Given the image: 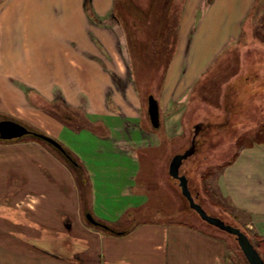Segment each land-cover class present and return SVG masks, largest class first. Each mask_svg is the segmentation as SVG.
<instances>
[{
    "label": "crops",
    "instance_id": "1",
    "mask_svg": "<svg viewBox=\"0 0 264 264\" xmlns=\"http://www.w3.org/2000/svg\"><path fill=\"white\" fill-rule=\"evenodd\" d=\"M132 1L148 16L149 37L162 36L176 16L174 48L154 93L158 129L148 98L144 104L127 77L123 36L136 18L124 16L120 0H0V120L19 121L64 148L33 134L0 139V231H13L9 245L0 241V261L234 264L216 233L142 219L148 197L139 187L140 151L182 130L176 122L193 87L239 41L258 0ZM220 187L249 216L245 226H264V141L240 149Z\"/></svg>",
    "mask_w": 264,
    "mask_h": 264
},
{
    "label": "rangeland",
    "instance_id": "2",
    "mask_svg": "<svg viewBox=\"0 0 264 264\" xmlns=\"http://www.w3.org/2000/svg\"><path fill=\"white\" fill-rule=\"evenodd\" d=\"M120 4L125 17L129 12L136 18L131 17L126 23L128 38L123 36L128 43L124 47L129 66L127 77L134 82L146 104L150 93H160L176 40V16L168 20L162 36L149 37L144 31L145 27L150 30L148 16L138 13L132 0H120ZM159 25L164 27L163 22ZM184 105L186 110H182L176 122L178 131L182 130L175 137L163 135L159 146L140 151L139 187L148 197L142 219L161 217L216 233L225 238L228 256L234 264H249L234 235L207 223L190 207L179 181L169 173V164L175 154L190 147L198 126L195 152L183 161L180 173L186 174L193 195L208 213L239 226L264 254V226H245L249 216L234 208L220 187L224 168L237 157L240 149L264 141V0L256 2L239 41L199 79ZM153 142H157L156 136ZM12 233L0 231V241L5 246L13 238ZM21 239L24 245L31 246L29 239ZM0 264L7 262L0 261Z\"/></svg>",
    "mask_w": 264,
    "mask_h": 264
},
{
    "label": "water",
    "instance_id": "3",
    "mask_svg": "<svg viewBox=\"0 0 264 264\" xmlns=\"http://www.w3.org/2000/svg\"><path fill=\"white\" fill-rule=\"evenodd\" d=\"M148 113L152 126L155 128L159 127V102L155 95L152 93L148 95ZM199 129L200 128L196 126L195 134L192 138L190 147L184 152L177 153L172 157L169 164V173L179 181L182 194L189 201L190 207L193 208L203 220L222 230H225L230 234L235 235L238 244L242 249L243 254L245 255L249 264H264V258L262 257L258 249L254 246L249 236L240 227L227 223L224 219L219 216L208 213L206 209L202 206V204L196 201V197L193 195L189 187L188 177L186 176V174L180 173V167L183 161L195 152V138ZM28 134H33L37 137H40L52 143L54 146L64 152L63 146L54 138L44 133L34 131L19 121L7 118L0 120V139H17ZM87 218L90 222L94 224L99 223L90 213H87Z\"/></svg>",
    "mask_w": 264,
    "mask_h": 264
},
{
    "label": "trees",
    "instance_id": "4",
    "mask_svg": "<svg viewBox=\"0 0 264 264\" xmlns=\"http://www.w3.org/2000/svg\"><path fill=\"white\" fill-rule=\"evenodd\" d=\"M253 9V8H252ZM252 11V10H251ZM251 13V12H250ZM250 15V14H249ZM235 236V235H234ZM256 247V246H255ZM257 248V247H256ZM262 257L264 258V254L261 252Z\"/></svg>",
    "mask_w": 264,
    "mask_h": 264
}]
</instances>
